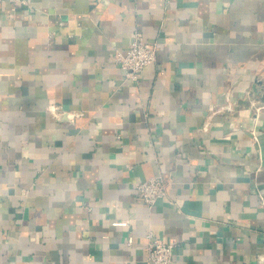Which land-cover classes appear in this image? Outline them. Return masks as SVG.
Instances as JSON below:
<instances>
[{"label": "crops", "instance_id": "crops-1", "mask_svg": "<svg viewBox=\"0 0 264 264\" xmlns=\"http://www.w3.org/2000/svg\"><path fill=\"white\" fill-rule=\"evenodd\" d=\"M134 31L156 43L137 80ZM253 84L264 0H0V264H152L148 233L170 264H264Z\"/></svg>", "mask_w": 264, "mask_h": 264}, {"label": "built area", "instance_id": "built-area-1", "mask_svg": "<svg viewBox=\"0 0 264 264\" xmlns=\"http://www.w3.org/2000/svg\"><path fill=\"white\" fill-rule=\"evenodd\" d=\"M19 2L26 7H31L33 0H13ZM62 23V21H59ZM115 58L121 68L124 69L126 77L137 80L140 71L144 66L153 62L156 58V43L147 40L139 31H134L128 49L125 52L116 51ZM257 89V88H256ZM258 94L251 88L243 91V98L249 101L250 107L259 112L264 108V102L254 99V94ZM227 104H219L214 108L216 111L228 108ZM55 116L61 113L75 115V112L68 110L57 109ZM138 194L140 198L148 205H152L159 197L166 192V182L162 175L157 174L145 180L136 182ZM260 201L264 204V195L260 194ZM112 224L125 225V220H114ZM148 240L146 242L147 255L152 264H170L172 262V246L173 242H167L160 238H152L148 233ZM131 236L128 237V242H131ZM235 264V263H231Z\"/></svg>", "mask_w": 264, "mask_h": 264}, {"label": "water", "instance_id": "water-1", "mask_svg": "<svg viewBox=\"0 0 264 264\" xmlns=\"http://www.w3.org/2000/svg\"><path fill=\"white\" fill-rule=\"evenodd\" d=\"M255 85H256V84H253V90H254L255 92H257V89H256ZM261 98H262V100H264V96H262Z\"/></svg>", "mask_w": 264, "mask_h": 264}]
</instances>
